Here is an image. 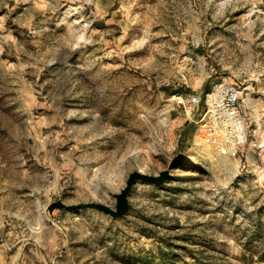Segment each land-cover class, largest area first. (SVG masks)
Returning <instances> with one entry per match:
<instances>
[{
    "label": "rangeland",
    "instance_id": "obj_1",
    "mask_svg": "<svg viewBox=\"0 0 264 264\" xmlns=\"http://www.w3.org/2000/svg\"><path fill=\"white\" fill-rule=\"evenodd\" d=\"M222 78L237 156L172 100ZM0 264H264V0H0Z\"/></svg>",
    "mask_w": 264,
    "mask_h": 264
},
{
    "label": "built area",
    "instance_id": "obj_2",
    "mask_svg": "<svg viewBox=\"0 0 264 264\" xmlns=\"http://www.w3.org/2000/svg\"><path fill=\"white\" fill-rule=\"evenodd\" d=\"M172 58L178 67L181 80L186 83L188 70L182 65L194 64V56L190 53L181 58V55L173 53ZM243 92L241 83L222 78L199 94L176 93L173 97H178L181 101L178 103L173 100L174 109L183 108L190 118L199 111L193 121L197 125V134L201 140L209 146L237 156L248 138Z\"/></svg>",
    "mask_w": 264,
    "mask_h": 264
},
{
    "label": "water",
    "instance_id": "obj_3",
    "mask_svg": "<svg viewBox=\"0 0 264 264\" xmlns=\"http://www.w3.org/2000/svg\"><path fill=\"white\" fill-rule=\"evenodd\" d=\"M169 177L168 171H163L159 175H149L140 170L134 171L129 175L126 186L116 195V209L102 203H83L75 205L77 208H91L106 213L113 218H123L129 209V193L137 181H144L153 184H161Z\"/></svg>",
    "mask_w": 264,
    "mask_h": 264
},
{
    "label": "bare ground",
    "instance_id": "obj_4",
    "mask_svg": "<svg viewBox=\"0 0 264 264\" xmlns=\"http://www.w3.org/2000/svg\"><path fill=\"white\" fill-rule=\"evenodd\" d=\"M186 79H187V77H186ZM172 100H175V101H177L178 103L181 101L180 98H178V97H174V98H172Z\"/></svg>",
    "mask_w": 264,
    "mask_h": 264
}]
</instances>
